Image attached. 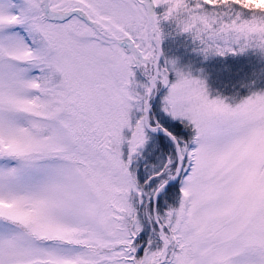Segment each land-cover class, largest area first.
<instances>
[{
	"label": "snow or ice",
	"instance_id": "1",
	"mask_svg": "<svg viewBox=\"0 0 264 264\" xmlns=\"http://www.w3.org/2000/svg\"><path fill=\"white\" fill-rule=\"evenodd\" d=\"M162 21L264 54L248 0H0V264H264V90L211 98L161 66ZM149 130L175 148L140 176Z\"/></svg>",
	"mask_w": 264,
	"mask_h": 264
},
{
	"label": "trees",
	"instance_id": "2",
	"mask_svg": "<svg viewBox=\"0 0 264 264\" xmlns=\"http://www.w3.org/2000/svg\"><path fill=\"white\" fill-rule=\"evenodd\" d=\"M155 12L157 14L156 10ZM170 24L169 34L171 35L170 38L172 44H168L171 47V52L175 55L182 56L181 58H183L184 61H191L199 67H203L204 65H206L208 67L206 71L219 72L221 75L220 81L227 83L223 88V95H225L224 97L226 99H228V96L231 92L235 91L241 96H245L250 92L249 86H253L254 90H264V79L261 75L264 69V54H260L257 51L250 49L247 52L233 55V57L231 55H229V57L227 55L225 57L221 55H206L202 50V45H200L199 41L194 40L191 34L183 32L178 27V25L172 21H170ZM161 47L162 55L160 58V65L165 66L164 55H166V50L164 43L161 44ZM237 62L242 63V66L239 70H237L238 67L235 66ZM232 64L235 66L237 71L232 68ZM133 69L135 70V68ZM243 73H245V77H242L241 74ZM134 79L137 86L135 90L138 92H142L143 88L139 86L147 85L146 79L139 76L137 73H135ZM157 102H159L158 98L155 99V101H152L155 112H157L156 109H158ZM132 115L137 119L141 114L134 108ZM165 124L168 125L170 129L174 130V134L184 139H190L193 134L190 128H186L184 124H181L179 121H168ZM147 135H150L153 138V141L151 143H146L142 154L144 156L143 158H146L147 155H145L144 152L148 151V154L150 155L148 161L153 162V156L160 153V151H162V149H164L166 145L170 147L171 143L164 135H156L150 132H147ZM141 160L142 159L140 157L136 162V167L138 169V174L140 176H145L148 174L149 170L146 171L147 165L145 163H142ZM140 170H142L141 174L139 173ZM178 194V184H171V186L167 190V196L165 197L167 203L175 204V197ZM163 205L165 206L166 204H164L162 201L161 207H163Z\"/></svg>",
	"mask_w": 264,
	"mask_h": 264
},
{
	"label": "rangeland",
	"instance_id": "3",
	"mask_svg": "<svg viewBox=\"0 0 264 264\" xmlns=\"http://www.w3.org/2000/svg\"><path fill=\"white\" fill-rule=\"evenodd\" d=\"M155 10L157 11V15H159V16H162L164 14V12H165V8H163V7L159 8V9L157 8ZM170 25H171L170 21H162L161 24H160V28H161V32H162V40H161L162 43L161 44L164 43L165 50H166V53H165L166 55H164L165 56V58H164L165 66H169L168 62H173L175 64L176 68L182 70L186 74L190 73L193 78L204 80L206 82V85H207L208 89H209V93H210V97L211 98H217V96H219L221 98H225L224 97L225 95H223V93H224L223 92L224 91L223 88H224V86H226L227 83L220 81V76L221 75H220L219 72L206 71L208 69V67L206 65L203 64L204 65L203 67H199L196 64L192 63L191 61H188V60L184 61L183 58H181L182 56L175 55V54H173L171 52V50H170L171 47L168 44V43L172 44V41H171V38H170L171 35L169 34ZM161 44H160V48L162 49ZM168 46H169V48H168ZM168 51H169V53H168ZM229 55H231L233 57L234 54H228L227 56L229 57ZM235 55H238V54H235ZM225 56H223V57H225ZM239 62H237V64L235 65L236 67H238L237 70H239L241 68V66H242V63H239ZM235 66L232 64V68L234 70H236ZM135 69L136 70L133 69V71L135 73H137L139 76L145 78L146 81H147V76L144 74V70L141 69V68H135ZM241 75H242V77H245V73H243ZM261 75H262V77L264 79V69H263ZM171 79H172L173 82L175 81V73L172 74ZM158 89L159 90L157 91V93H156V95L154 97V101L157 98L159 99V102H157V108L158 109H156L157 110L156 113H158L161 116H164V114L162 112V106H163V100H164L165 96L168 93V88L164 87L163 85H158ZM249 94H250V92L247 93L245 96H241L236 91L235 92H231L229 94V96H228V100H231V99L235 98L237 100V102H239L241 99L246 98ZM168 121L171 122V121H177V120H173L170 117H166L165 116L164 117V122L167 123ZM124 135L126 137L130 138L131 137L130 130L125 129L124 130ZM147 136H148L147 143H151L153 141V138L150 135H147ZM171 145H170V147L168 145H166V147L164 149H162V151H160V153L155 154V156H153L154 157L153 162H149L148 161V158L150 156L148 154L149 153L148 151L144 152V154L147 155L146 158H143L144 157L143 154L141 155L142 163H145L147 165L146 171H148V170L150 171L151 167L153 165H160L163 161H165L167 159L168 155H170L171 152L174 150L173 145H172V147H171ZM125 148H127V146H125ZM139 173L141 174L142 170H140ZM176 184H178V183H176ZM178 186H179V184H178ZM179 188H180V186H179ZM175 203H177V201ZM162 209H166V205L165 206L163 205Z\"/></svg>",
	"mask_w": 264,
	"mask_h": 264
},
{
	"label": "clouds",
	"instance_id": "4",
	"mask_svg": "<svg viewBox=\"0 0 264 264\" xmlns=\"http://www.w3.org/2000/svg\"><path fill=\"white\" fill-rule=\"evenodd\" d=\"M248 2L249 3H251L252 5H254L255 6V8L258 10V11H260V10H262V9H264V0H248ZM257 38L258 39H264V33H258L257 34ZM251 47H255V45H251ZM202 80V79H201ZM203 82H204V85L206 86V88H207V90H208V92H209V89H208V87H207V85H206V82L204 81V80H202ZM209 95H210V93H209ZM225 99V98H224ZM227 100V99H226Z\"/></svg>",
	"mask_w": 264,
	"mask_h": 264
},
{
	"label": "water",
	"instance_id": "5",
	"mask_svg": "<svg viewBox=\"0 0 264 264\" xmlns=\"http://www.w3.org/2000/svg\"><path fill=\"white\" fill-rule=\"evenodd\" d=\"M147 83H149V80H148V77H147ZM148 132H150V133H152V134H156V135H163V134H161V133H159V132H152V131H148ZM168 139V138H167ZM169 140V139H168ZM170 141V140H169ZM171 142V141H170ZM171 144L173 145V148H175V145L171 142ZM173 184V183H172Z\"/></svg>",
	"mask_w": 264,
	"mask_h": 264
}]
</instances>
